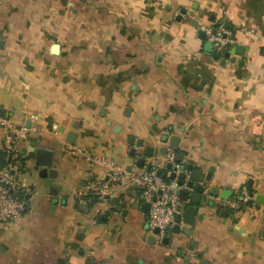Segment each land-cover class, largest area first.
I'll use <instances>...</instances> for the list:
<instances>
[{"label":"crops","instance_id":"1","mask_svg":"<svg viewBox=\"0 0 264 264\" xmlns=\"http://www.w3.org/2000/svg\"><path fill=\"white\" fill-rule=\"evenodd\" d=\"M217 22L222 54L199 31ZM0 114L25 129L31 191L0 264H264V0H0ZM169 148L205 185L178 234L147 232L133 188L100 214L76 198L107 180L88 158L164 171ZM242 187L251 206L221 210Z\"/></svg>","mask_w":264,"mask_h":264},{"label":"built area","instance_id":"2","mask_svg":"<svg viewBox=\"0 0 264 264\" xmlns=\"http://www.w3.org/2000/svg\"><path fill=\"white\" fill-rule=\"evenodd\" d=\"M199 31L204 34L213 51L218 54L230 51L236 44L235 30L224 22L200 25ZM0 128L4 130V137L0 149V222L4 224H17L23 220L27 210L30 187L26 183L27 163L19 152L18 142L24 136L25 129L17 126L8 116L0 114ZM89 167L102 164L107 168V180H99L91 173L87 174L78 190L76 198L84 201L91 207H107L112 196L133 188L139 194L142 202L149 204L146 229L149 234L158 230L157 236H165L175 225L174 219L184 209V203L179 200L182 187L177 186L176 180H164L160 172L163 166L155 165L144 168L139 173H128L112 162L100 161L93 157L87 159ZM169 165L170 174L176 176L181 173L180 164L176 162L174 149H167L164 155V164ZM186 180L189 174L184 171ZM95 199L94 203H91ZM254 201L249 190L242 187L236 195L219 203V208L228 214L236 215L242 212Z\"/></svg>","mask_w":264,"mask_h":264},{"label":"water","instance_id":"3","mask_svg":"<svg viewBox=\"0 0 264 264\" xmlns=\"http://www.w3.org/2000/svg\"><path fill=\"white\" fill-rule=\"evenodd\" d=\"M201 38L204 39V34L201 33ZM228 56V54H226ZM217 58V56H215ZM167 138H164V142H166ZM174 140V139H173ZM177 141V140H175ZM170 146L173 148H177V144L176 143H172V141L170 140ZM150 153V150H149ZM162 154L166 153V149H163L161 151ZM179 158H177L178 162H181V158L180 156H177ZM144 163V160L141 159L139 160V162L137 163V166L142 167ZM168 167L170 168V166L168 165ZM187 170H191V166H188V168H186L185 165H180V171L181 173L178 174L177 176L175 174H170L169 178L170 180H176V184L179 187H184L180 190L179 192V200L182 203H187L188 199H189V190H193L194 195L191 196L190 198V203L192 205H198L200 202V198L201 195L204 193L205 190V185L203 184H197L196 186H194L193 182L199 181L200 179V174H198L197 172H193L191 174L190 180H186V175L184 174V171ZM186 206L185 210L178 216L175 217L174 219V223L175 225L171 228V231L175 234H178L180 231V224H184L186 226L191 227L194 223V219H195V215L197 212V209L194 206ZM142 210L144 213H148L149 210V204L146 202L142 203ZM158 230L154 231V234H157Z\"/></svg>","mask_w":264,"mask_h":264},{"label":"trees","instance_id":"4","mask_svg":"<svg viewBox=\"0 0 264 264\" xmlns=\"http://www.w3.org/2000/svg\"><path fill=\"white\" fill-rule=\"evenodd\" d=\"M0 157H1V154H0ZM170 170H171V168H169L168 165H166L164 171H161V172H160V174H161V176L163 177L164 180H167V181L170 180V178H169V177H166V174H165L166 171H170ZM95 201H96V200L93 199L91 203H94ZM89 206H90V205H88V207H89Z\"/></svg>","mask_w":264,"mask_h":264},{"label":"rangeland","instance_id":"5","mask_svg":"<svg viewBox=\"0 0 264 264\" xmlns=\"http://www.w3.org/2000/svg\"><path fill=\"white\" fill-rule=\"evenodd\" d=\"M26 175H27V172H26ZM25 178H26V176H25Z\"/></svg>","mask_w":264,"mask_h":264}]
</instances>
